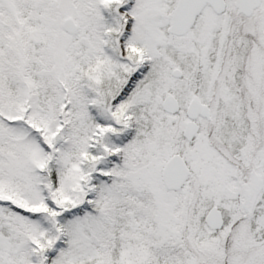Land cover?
Listing matches in <instances>:
<instances>
[{
    "label": "snow or ice",
    "instance_id": "obj_1",
    "mask_svg": "<svg viewBox=\"0 0 264 264\" xmlns=\"http://www.w3.org/2000/svg\"><path fill=\"white\" fill-rule=\"evenodd\" d=\"M0 264H264V0H0Z\"/></svg>",
    "mask_w": 264,
    "mask_h": 264
}]
</instances>
